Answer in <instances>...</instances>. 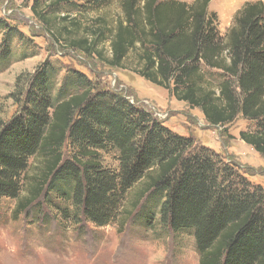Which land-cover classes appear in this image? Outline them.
<instances>
[{"label":"trees","instance_id":"obj_1","mask_svg":"<svg viewBox=\"0 0 264 264\" xmlns=\"http://www.w3.org/2000/svg\"><path fill=\"white\" fill-rule=\"evenodd\" d=\"M28 1L60 46L111 68H125L134 53L132 72L198 108L208 123L247 119L251 125L239 136L264 158L263 1L245 2L224 37L210 0H117L122 14L114 22L90 17L112 0ZM54 70L44 62L29 75L20 109L0 125V199L19 197L29 160L40 155L41 170L19 212L53 197L75 223L101 226L122 213L127 192L146 179L139 197L156 203L143 211L145 224L158 214L172 232L192 231L199 264H264L260 185L79 71H69L53 95ZM111 153L113 168L102 161Z\"/></svg>","mask_w":264,"mask_h":264},{"label":"rangeland","instance_id":"obj_2","mask_svg":"<svg viewBox=\"0 0 264 264\" xmlns=\"http://www.w3.org/2000/svg\"><path fill=\"white\" fill-rule=\"evenodd\" d=\"M183 1L191 3L193 0ZM247 1L257 0H210L208 10L216 14L215 23L220 35H226L234 16ZM29 7L28 0H0V18L7 24V27L0 28V125L20 109L29 75L42 63L49 62L55 68L53 95H56L69 71H79L102 88L119 91L131 102L151 110L153 116L170 130L192 137L197 144L212 149L226 162L232 163L248 181L264 189V158L239 136L240 131L250 127V121L239 116L224 126L208 123L198 108H190L185 102L176 100L166 89L132 72V67L136 65L134 53L127 56L125 68H111L96 57L86 56L64 43L60 46ZM121 14L118 1L112 0L106 8L90 13V17L104 15L114 22L121 18ZM74 15L71 13V16ZM54 18L55 26H58V15ZM212 82L218 83L216 78ZM102 161L112 168L116 163L113 153L102 154ZM42 163L40 155L32 156L19 197L0 199V223L7 222L9 218H23L37 227V238H42L45 230L53 225L58 237L63 235L65 229L77 225L75 231L78 234L87 235L93 241L107 239L110 242H115L120 233L128 229L138 238L137 246L126 256L128 264H199L200 254L192 231L172 232L159 223L158 214L154 217L151 215L149 224H145L143 211L156 203L150 198L139 197L146 179L137 182L127 192L122 213L105 225L99 226L83 219L75 223L72 216H64L54 206L56 202L53 197L41 199L38 204L34 202L19 212L17 205L28 194ZM137 201L139 204L135 206ZM32 235L30 232L29 236ZM47 242L58 251L64 250L65 245L59 238H50ZM181 256L185 258L183 262ZM67 264H87V261L79 253H73ZM97 264H106V261L101 257Z\"/></svg>","mask_w":264,"mask_h":264},{"label":"clouds","instance_id":"obj_3","mask_svg":"<svg viewBox=\"0 0 264 264\" xmlns=\"http://www.w3.org/2000/svg\"><path fill=\"white\" fill-rule=\"evenodd\" d=\"M77 227L72 225L58 237L53 225L45 230L42 238H37L39 233L34 224L23 218H9L0 223V264H67L73 253L82 255L87 264H97L101 257L106 264H128L126 256L138 244V238L128 229L121 232L115 242H110L107 239L93 241L87 235L78 234ZM50 238L61 239L64 250L50 247L47 242ZM180 259L183 262L185 258Z\"/></svg>","mask_w":264,"mask_h":264}]
</instances>
